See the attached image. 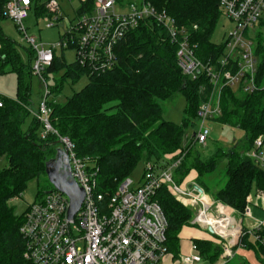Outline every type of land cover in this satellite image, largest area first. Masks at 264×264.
<instances>
[{
    "label": "trees",
    "instance_id": "trees-1",
    "mask_svg": "<svg viewBox=\"0 0 264 264\" xmlns=\"http://www.w3.org/2000/svg\"><path fill=\"white\" fill-rule=\"evenodd\" d=\"M7 0H0V21ZM118 2H126L117 0ZM158 10L167 11L184 27L196 55L207 63L218 60L224 53L226 42L212 41L213 32L222 16L219 0H150ZM95 0H84L78 14L92 13ZM255 53L259 56L258 90L247 93L224 87L221 93L222 115L214 121L242 129L244 138L228 151L219 148L216 156L204 161L200 154L188 151L175 171V179L182 184L195 171L196 183L215 201L244 213L249 196L255 190L264 195V170L248 157L254 141L264 135V35L256 31ZM118 62L114 69L89 75L88 84L75 92L65 103L51 102L52 125L75 144L77 155L91 157L99 166L102 191L114 192L117 183L129 177L137 164L146 161H170L178 158L184 149L185 128L193 125L204 95L203 77L185 76L178 65V45L166 29L154 19L144 20L130 31L116 47ZM30 62L25 63L16 42L0 26V75L15 72L18 76V98H5L0 107V264H26L25 240L20 233L25 212L15 213L9 204L11 198L21 196L29 183L46 173L47 162L55 157L56 135L40 136L41 124L34 118L28 129L23 126L30 115L31 77L34 52L29 50ZM67 67L65 77L77 79L88 70L77 62H59L56 56L50 68L54 71ZM61 84L52 88L55 95ZM180 94L187 100L182 124L164 118L162 102L174 101ZM226 159L227 179L224 185L213 189L208 176L214 174L222 159ZM6 165L2 166V161ZM119 181V182H118ZM39 191V198L44 196ZM168 219L167 246L178 255L180 234L192 224V208L178 200L167 185L156 194ZM264 237V229L259 232ZM244 228L239 244L252 247L264 255V243ZM219 239V238H218ZM201 255L214 264L223 253V246L211 240L195 239Z\"/></svg>",
    "mask_w": 264,
    "mask_h": 264
},
{
    "label": "built area",
    "instance_id": "built-area-1",
    "mask_svg": "<svg viewBox=\"0 0 264 264\" xmlns=\"http://www.w3.org/2000/svg\"><path fill=\"white\" fill-rule=\"evenodd\" d=\"M42 1L7 0L2 15L14 21L22 39L33 50V73L44 82L43 98L37 112H33L34 118L41 124L40 136H57L61 148L69 155L72 174L84 189L85 198L73 218L69 217V197L56 189L47 191L41 199L28 205L20 227L25 240L26 264H162L168 251L169 223L155 196L164 185L185 206L193 207L197 212L193 224L213 229L223 246V262L234 258V249L244 235L245 219L254 220V225L247 231L264 243V237L259 235L264 229V221L254 217L253 208L257 202L251 195L244 213L238 218L231 207L211 201L205 191L201 195L196 184L185 187L175 180V171L188 151L196 144L207 145L211 135L208 122L222 115L223 88L247 93L258 90L260 58L255 53V36L264 12V0H219L220 8L232 23L226 37L229 50L218 60L207 63L196 55V45L191 43L186 29L178 26L167 11L158 10L150 0L122 3L95 0L92 13L80 15L76 10L75 20L68 23L63 38L54 43L43 42L26 26L31 12L46 15L48 28L64 19L59 0ZM146 19H154L161 24L178 45L177 60L183 74L192 79L203 77L209 89L206 84L200 87L204 100L198 113L199 127L192 137L189 134L184 136L185 141L192 139L189 148L184 146L179 157L170 161H146V171L138 184L134 185L129 176L119 183L114 192H104L96 161L91 157H79L70 138L61 135L52 125L51 102L57 101L56 97L52 98L53 92L45 72L52 66L58 48L70 47L76 49L75 62L88 70L87 75L114 69L118 62L117 45ZM5 98L0 92V107L4 106ZM28 109L32 112L31 105ZM247 155L264 170V135L254 141ZM262 197L264 195H258V198ZM210 217L225 225L216 229L210 220H204ZM182 260L184 264H200L203 261L195 242L191 252Z\"/></svg>",
    "mask_w": 264,
    "mask_h": 264
},
{
    "label": "rangeland",
    "instance_id": "rangeland-1",
    "mask_svg": "<svg viewBox=\"0 0 264 264\" xmlns=\"http://www.w3.org/2000/svg\"><path fill=\"white\" fill-rule=\"evenodd\" d=\"M46 0H43L44 2ZM124 1H139V0H124ZM61 4L62 14L64 15V19L60 20V22L52 28L47 27V18L46 15H36L35 12H31L29 18L26 21V26L29 27V32L38 36L40 40L46 43H54L58 42L63 38L65 31L67 30V25L70 21L75 20L76 10L80 6V0H59ZM222 11V9H221ZM0 26L3 32L11 37L15 42L17 49L21 55L22 60L29 64L30 55L29 50L30 46L22 39V35L19 32L17 26L14 21L10 18H4L0 21ZM232 28V23L228 20V18L224 15L222 11V16L213 32L212 41L217 44H222L226 42V37L230 29ZM261 31L264 35V12L261 16V19L258 23V27L256 31ZM229 48L225 47L224 53L228 52ZM56 56L59 58V62L70 64L76 61V49L74 47H70L67 49L58 48L56 51ZM67 72L66 66H61L54 71H50L46 73L47 83L50 85L52 89L58 84H61V91L58 95L53 93L52 98L56 97V101L58 103H65L70 96H72L75 92L83 89L89 82V75L84 74L79 78L75 79L72 76L65 77ZM238 90V87L235 88ZM0 92L9 99L16 100L18 98V76L15 72L5 73L0 75ZM44 94V82L40 79V77L33 73L31 77V110L29 117L26 120L23 128L28 129L30 124L34 120L33 112H37L39 104L43 98ZM164 108V118L167 120L174 121L178 124H182L185 110L187 108V100L183 94H180L174 101H165L162 102ZM193 125H189L185 128V134H189L190 137L193 136L194 131H196L199 127L200 118L197 116L194 119ZM208 125L211 128V135L207 142V145L196 144L192 147L193 151H196L200 154L201 158L204 161H208L216 156V153L219 148H223L224 151H228L236 142L241 141L244 138V131L239 128L226 126L220 124L216 121H209ZM61 143L58 141L54 148L58 149L61 147ZM192 145V139L184 140V146L189 148ZM146 160L142 159L130 175L134 185L138 184L142 176L146 171ZM2 166L6 165V161H2ZM226 159H222L217 170L214 174L208 176V180L211 183L213 189H218L226 182ZM176 180V179H175ZM119 182V181H118ZM120 183V182H119ZM117 183V186L119 185ZM178 183V182H177ZM54 189L53 185L49 180V176L47 172L42 174L39 179H36L29 183L28 187L21 194V196L16 198H11L9 200V204L14 207L15 213L18 216H22L26 211L28 205L35 202L39 198V191H43L46 193ZM252 196L254 198V202L257 198V193L254 190L252 192ZM207 197L213 201L214 199L207 194ZM216 205V203H215ZM225 205V204H224ZM228 206V205H227ZM230 207V206H229ZM193 210L194 216H196V211L193 207H190ZM215 210V206L213 208ZM231 209H234L231 207ZM235 210V209H234ZM235 215L239 218L242 216L235 210ZM193 224V223H192ZM188 226L184 230V236L189 235L193 237H202L205 232L201 229L199 225ZM207 233V232H206ZM211 234V231H208ZM256 238L252 236L249 241L254 244ZM219 243V240H217ZM235 256L229 262H223L220 258L214 264H264V255L257 254L256 250L252 247L241 245L237 249H234ZM203 257V256H202ZM181 264L183 260L180 259ZM200 264H211L209 260L203 257V261Z\"/></svg>",
    "mask_w": 264,
    "mask_h": 264
},
{
    "label": "water",
    "instance_id": "water-1",
    "mask_svg": "<svg viewBox=\"0 0 264 264\" xmlns=\"http://www.w3.org/2000/svg\"><path fill=\"white\" fill-rule=\"evenodd\" d=\"M46 172L54 189L65 193L70 199L69 217L73 218L79 211L85 198V191L78 185L72 174L71 164L67 151L61 147L57 149L55 157L46 164ZM201 195L204 189L195 185ZM213 232V229L209 227Z\"/></svg>",
    "mask_w": 264,
    "mask_h": 264
},
{
    "label": "crops",
    "instance_id": "crops-1",
    "mask_svg": "<svg viewBox=\"0 0 264 264\" xmlns=\"http://www.w3.org/2000/svg\"><path fill=\"white\" fill-rule=\"evenodd\" d=\"M82 1H84V0H80V3ZM196 177H197V173L195 171L191 172V174L185 179V181L181 185H183L185 187H190L191 185H194V184L198 185L196 183ZM251 196H252V194H251ZM252 198H253V196H252ZM256 202H257V204L253 208V215L256 219H260V220L264 221V197L258 198V195H257ZM192 225H195V224H192ZM253 225H254V220L249 219V218L245 219L244 226L246 229L251 228ZM187 227L188 226L184 227L181 234H180V251H179V254L178 255L173 254L167 246L168 251H167V254H166L162 264H181L180 259L182 260L184 255L189 254L191 252L192 243L194 242L195 239L211 240L213 242H217V240H219L218 236L216 234H214L213 232H211V234L208 233V231H210L209 228H204L202 226H200V227L205 232L204 236L193 237L192 235L191 236L189 235V237L188 236L186 237L183 234H184L185 228H187ZM219 243H220V241H219Z\"/></svg>",
    "mask_w": 264,
    "mask_h": 264
},
{
    "label": "bare ground",
    "instance_id": "bare-ground-1",
    "mask_svg": "<svg viewBox=\"0 0 264 264\" xmlns=\"http://www.w3.org/2000/svg\"><path fill=\"white\" fill-rule=\"evenodd\" d=\"M207 200H208V198H206ZM204 219V218H203ZM205 221L207 220V221H209L210 220V222L216 227V229H220L221 227V225H225V224H223L222 223V221H219V220H216L214 217H210V219L208 218V219H204Z\"/></svg>",
    "mask_w": 264,
    "mask_h": 264
}]
</instances>
